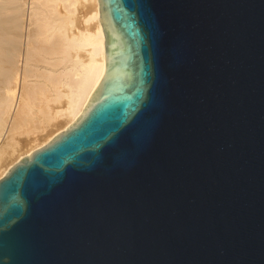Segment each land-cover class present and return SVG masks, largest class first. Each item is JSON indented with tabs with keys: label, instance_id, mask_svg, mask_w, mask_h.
<instances>
[{
	"label": "water",
	"instance_id": "water-1",
	"mask_svg": "<svg viewBox=\"0 0 264 264\" xmlns=\"http://www.w3.org/2000/svg\"><path fill=\"white\" fill-rule=\"evenodd\" d=\"M105 73L0 179V264H264V0H98Z\"/></svg>",
	"mask_w": 264,
	"mask_h": 264
},
{
	"label": "bare ground",
	"instance_id": "bare-ground-1",
	"mask_svg": "<svg viewBox=\"0 0 264 264\" xmlns=\"http://www.w3.org/2000/svg\"><path fill=\"white\" fill-rule=\"evenodd\" d=\"M11 1L21 26L12 50L0 37V141L17 149L0 153V179L78 118L105 73L98 0ZM23 127L35 132L15 141Z\"/></svg>",
	"mask_w": 264,
	"mask_h": 264
},
{
	"label": "rangeland",
	"instance_id": "rangeland-1",
	"mask_svg": "<svg viewBox=\"0 0 264 264\" xmlns=\"http://www.w3.org/2000/svg\"><path fill=\"white\" fill-rule=\"evenodd\" d=\"M19 2V1H18ZM17 1H15V4L13 1L11 0H2L0 1V37H2L5 42L8 41L7 43H5V46L7 47L6 49L8 50H12L10 48H13V46L15 45V42L14 41H17V30H19V26H21L20 22H19V19L17 17V15L19 16V13L20 10H15L13 8V5L16 6V4L18 3ZM7 4V5H5ZM2 5V6H1ZM11 5V6H10ZM12 7V8H11ZM8 8V9H7ZM10 8V9H9ZM15 10V11H14ZM5 11V12H4ZM17 11V12H16ZM18 13V14H17ZM15 15V16H14ZM14 19V20H13ZM11 20V22H10ZM12 23V24H11ZM14 24V25H13ZM16 24V25H15ZM10 25H12V27H10ZM2 26V27H1ZM15 26V27H14ZM9 27V28H8ZM19 27V28H17ZM8 28V29H7ZM6 29L8 31H6ZM12 30V31H10ZM4 31V32H3ZM12 33H10V32ZM8 32V33H7ZM17 32V33H16ZM5 33V34H4ZM15 33V34H14ZM12 39V40H11ZM11 41V42H10ZM13 45H12V44ZM10 44V46H9ZM12 45V46H11ZM8 50V51H9ZM0 86L3 88L5 86H3V82L4 79H2V76L4 78V74L3 72L0 70ZM0 87V90L3 91V89H1ZM50 130V129H49ZM53 130V128L51 129ZM20 131H22V133L18 134ZM19 132L17 133H14V134H11V136L16 140H20L22 138H26L28 136H30L31 133H34L35 131L34 130H31L27 127H23L22 129L19 130ZM40 140V139H39ZM13 148H12V140L11 138L9 137V134L6 135L1 141H0V153H5L7 150H10V151H16L17 147H16V144H13ZM15 148V149H14ZM13 159V158H12ZM11 161V160H9Z\"/></svg>",
	"mask_w": 264,
	"mask_h": 264
}]
</instances>
